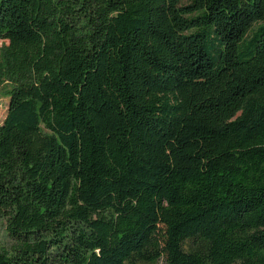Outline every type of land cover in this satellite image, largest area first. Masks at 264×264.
Returning <instances> with one entry per match:
<instances>
[{
  "label": "trees",
  "instance_id": "trees-1",
  "mask_svg": "<svg viewBox=\"0 0 264 264\" xmlns=\"http://www.w3.org/2000/svg\"><path fill=\"white\" fill-rule=\"evenodd\" d=\"M0 264H264V0H0Z\"/></svg>",
  "mask_w": 264,
  "mask_h": 264
},
{
  "label": "rangeland",
  "instance_id": "rangeland-1",
  "mask_svg": "<svg viewBox=\"0 0 264 264\" xmlns=\"http://www.w3.org/2000/svg\"><path fill=\"white\" fill-rule=\"evenodd\" d=\"M4 45L3 41H0V49ZM11 85L9 82L0 74V125L3 123L7 116L8 101L7 92L10 90ZM7 222L0 221V247L6 249H12L14 242L7 236L6 233Z\"/></svg>",
  "mask_w": 264,
  "mask_h": 264
}]
</instances>
